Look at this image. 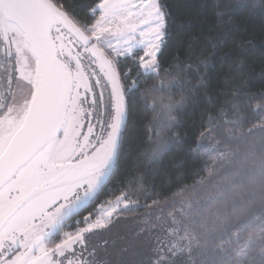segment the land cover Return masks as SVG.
<instances>
[{
  "label": "snow or ice",
  "instance_id": "6c2138e0",
  "mask_svg": "<svg viewBox=\"0 0 264 264\" xmlns=\"http://www.w3.org/2000/svg\"><path fill=\"white\" fill-rule=\"evenodd\" d=\"M232 10L213 6L217 27ZM169 17L163 0H0V264H98L93 237L140 208L130 264H264V93L239 89L233 119L209 115L191 186L161 201L143 173L113 185L132 101L160 110L138 159L177 141L185 98L163 93L178 81L143 87L163 70Z\"/></svg>",
  "mask_w": 264,
  "mask_h": 264
},
{
  "label": "trees",
  "instance_id": "16d2710c",
  "mask_svg": "<svg viewBox=\"0 0 264 264\" xmlns=\"http://www.w3.org/2000/svg\"><path fill=\"white\" fill-rule=\"evenodd\" d=\"M163 3L170 12V34L160 57L163 70L143 87L158 85L162 78L174 77L178 81L175 87L163 93L165 102L185 98L184 106L174 112L178 126L172 131L178 134L177 141L158 163L148 165L146 157L138 159L147 147L148 132L160 110L154 112L141 106L138 100L132 101L124 144L125 152L131 155L122 158L120 171L113 180V185L132 181V187L136 188L143 173L144 187L151 188L154 184L153 197L161 193V201L171 198L181 187L193 184L195 170L203 165L193 162V156L199 153H193L192 149L206 130L209 115L225 109L229 113L227 118L233 119L232 105L239 89H244L245 94L264 93V9L257 7L260 0H163ZM217 3L233 6L231 15L226 16L219 27L213 12ZM238 4L244 6L236 7ZM212 44L215 47H211ZM205 64L209 66L204 67ZM189 65L192 71H185ZM148 103L151 104V99ZM256 103L251 102L253 107ZM242 115L248 120L245 128L257 120L247 108L242 110ZM203 142L206 144L208 140ZM134 162L141 168L130 172ZM109 198L105 194L100 201ZM146 211V208L128 213L118 211L112 223H128L133 230L130 241L136 245L139 218Z\"/></svg>",
  "mask_w": 264,
  "mask_h": 264
},
{
  "label": "rangeland",
  "instance_id": "374dc122",
  "mask_svg": "<svg viewBox=\"0 0 264 264\" xmlns=\"http://www.w3.org/2000/svg\"><path fill=\"white\" fill-rule=\"evenodd\" d=\"M132 232L128 223H111L107 229L100 230L98 236L92 239L93 244L100 245L96 254L98 264L101 261H106L107 264H130L137 259L138 257L134 255L135 245L130 241ZM105 240L108 241L106 245ZM122 249H128V251L122 252Z\"/></svg>",
  "mask_w": 264,
  "mask_h": 264
},
{
  "label": "flooded vegetation",
  "instance_id": "af4514ba",
  "mask_svg": "<svg viewBox=\"0 0 264 264\" xmlns=\"http://www.w3.org/2000/svg\"><path fill=\"white\" fill-rule=\"evenodd\" d=\"M96 70H98V73H99V69L97 68ZM101 74H102V73H101ZM89 211H91V208L89 209ZM85 214H87V213H85ZM78 219H81V220H82V216L79 217Z\"/></svg>",
  "mask_w": 264,
  "mask_h": 264
}]
</instances>
